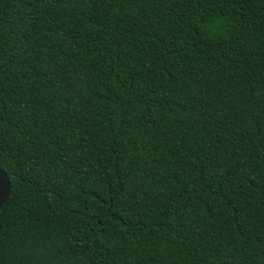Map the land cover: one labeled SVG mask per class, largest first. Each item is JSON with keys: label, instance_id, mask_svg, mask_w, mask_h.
<instances>
[{"label": "trees", "instance_id": "16d2710c", "mask_svg": "<svg viewBox=\"0 0 264 264\" xmlns=\"http://www.w3.org/2000/svg\"><path fill=\"white\" fill-rule=\"evenodd\" d=\"M0 264H264V0H0Z\"/></svg>", "mask_w": 264, "mask_h": 264}, {"label": "water", "instance_id": "95a60500", "mask_svg": "<svg viewBox=\"0 0 264 264\" xmlns=\"http://www.w3.org/2000/svg\"><path fill=\"white\" fill-rule=\"evenodd\" d=\"M8 174L2 168H0V206L5 200L9 191V180Z\"/></svg>", "mask_w": 264, "mask_h": 264}]
</instances>
